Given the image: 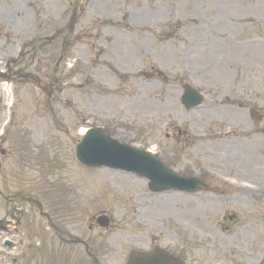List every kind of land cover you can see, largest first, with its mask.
Masks as SVG:
<instances>
[{
	"label": "rangeland",
	"instance_id": "374dc122",
	"mask_svg": "<svg viewBox=\"0 0 264 264\" xmlns=\"http://www.w3.org/2000/svg\"><path fill=\"white\" fill-rule=\"evenodd\" d=\"M24 2L31 9V14L27 17V20L23 19L22 16H17L18 19L14 21L15 18L13 17L15 16H11L13 19L8 22L4 17L6 8L13 4H21V7H24L25 4L23 0H0V30L8 28L7 25L9 24L13 29L28 26L34 32L33 37H31V34H27L25 37L12 34L0 37V60L12 61L17 51L19 52L20 49L24 50L26 44H29V38L38 41L41 39L42 42L44 39L43 35L51 32L50 26H55L59 29L65 24V18H62L59 14L52 25L49 19L44 21L47 26L45 27L46 29L41 31L39 28L44 18L42 15H38L37 4L39 0H24ZM124 2L127 6H134L138 3L133 0H91L89 5L93 4L95 9L101 10L106 8L116 9L114 12L116 13L117 9L123 8ZM217 2L220 3L221 9L237 14L240 17L237 23H233L234 29L231 33L212 32L210 31V26L206 30L208 33L195 35L189 29L184 32L181 0H170L168 3L170 46L164 51H160L161 43L149 47L148 51H160L156 53L155 58H152L144 56V53L148 52L143 50L144 46L136 45L134 40H129L131 47L122 46L120 57H118L117 61L120 70L124 74L120 80L126 89L125 91L131 93L133 95L132 99L137 101L133 102V106L137 114L145 121L153 118L158 123H161L165 114L163 107L159 105L161 102L156 99L153 102L144 99V102L139 105L138 92L144 95L150 93L162 95L164 92H171L167 86V81L163 83V80L146 85L137 77V80L130 82V76L140 70L143 73L149 72L153 63H156L166 71L169 78H181L179 72L182 71L184 77L181 79L208 90L212 96L217 98L219 106L215 108V111L191 116V118L201 120L199 125H206V122H203L205 119L210 120L213 125L216 123L224 125L227 119H234L235 109L230 106H243L242 108L248 107L250 112L256 111L259 116L261 115L263 123L260 126L259 121H253L254 127L252 128V124L249 122L250 128L247 142L249 164H252L249 166L254 169L253 173L258 177V181H261L262 178L264 180V134H259L260 132H257V130L264 128V0H217ZM105 3L109 6L106 7ZM34 10L37 14L36 21L33 20ZM56 11L59 13L57 8ZM86 12L87 4L82 9L81 15L83 19ZM19 13L22 14L21 12ZM213 21L214 18L209 17V23H213ZM36 44L37 47L38 44L42 45V43ZM144 44L149 46L148 42ZM67 51L70 55V62H67L68 65L64 64L62 59L64 51L60 52L59 47H39L36 52L38 54L36 64L26 63L24 67L15 69L18 75L22 74L27 80H20L16 77L14 79L15 82L9 86L0 84V97H7L8 103L11 104L8 122H2H6V125H8L5 129L6 141L10 144L9 150L17 153L15 158H3L0 160V180L15 195L13 199L19 197L21 184L25 186L24 189L26 190V187L38 181L37 173L39 171L36 167L30 165L31 162L36 160L42 164L59 163L71 159V156H73L74 148L72 142L78 139L77 131L84 126L80 122L72 121L69 126L67 124L62 125L61 129L64 131H60L57 126L62 123L63 118L54 122L55 118L66 111L65 114L70 115L71 112L68 111V107H75L78 110L85 107L89 114H99L100 107L99 105L93 106L90 103L89 93H85L80 88V97L77 99H73L67 93L70 90H67L69 86H64L65 82H77L80 80L81 75V72H75L74 70L70 75L67 72L74 66V60L82 59L83 57L81 53L83 51H81L79 44L75 48L70 46ZM141 55L144 57L142 64L140 63ZM220 55L222 59H219ZM69 65L70 68L66 69ZM107 69H110V66L107 65ZM34 71L39 73L33 81L40 89L33 83L28 82L29 77H35ZM54 71L56 76H60L55 82L52 80ZM181 79L178 81L181 82ZM63 89L67 90V92L63 93ZM151 103H153L152 107H150ZM1 114L0 120L2 119ZM243 118L245 119V112L239 116V119ZM179 119L183 120L181 116H179ZM148 134V137H156L155 133ZM37 142L41 144L40 149L38 148L39 145L34 149L27 148V145L37 144ZM23 145L25 148H23ZM32 152L38 153L40 156L35 157ZM8 171H12V173L9 175ZM17 171H20V174H17ZM95 175L92 172L85 175L86 179H90V183L86 187L84 183H80L74 177L68 178L66 183L56 182L52 185V190L48 192L52 198V205L57 207L68 206L70 204L69 200L73 198L75 191L79 201L87 196L90 215L100 210H105L109 205L112 188L98 185V181L92 178ZM10 178H14L17 181L11 183L10 180L8 181ZM28 195L32 198L35 194ZM29 197L23 196L20 199L22 206L27 209L32 205ZM6 202L0 198V218L5 215ZM163 202L167 210H170V207L173 206L172 201L167 202L165 200ZM222 205L228 204L223 203ZM238 210L245 222L256 223L261 220L257 213L259 210L257 201L249 205V210ZM130 211L132 212L131 208ZM28 219L29 214L26 213L23 216V221L26 224L25 230L33 236L35 228L28 226ZM120 220L124 221L123 217ZM41 231L43 232L41 237L42 248L38 254L33 249L36 241L30 238V241L24 239L22 243L24 248H29V257H17L24 251L23 247H19L18 250L8 255V258H20L18 264H78L75 259L68 260L53 255L52 239L43 229ZM229 234L228 232L226 235ZM25 235H28L27 232ZM101 239L110 245L111 248L114 245L120 248L119 257L105 260L104 263L120 264L130 250L128 237L117 241L113 233H109L101 236ZM220 239H225V236L222 235Z\"/></svg>",
	"mask_w": 264,
	"mask_h": 264
}]
</instances>
